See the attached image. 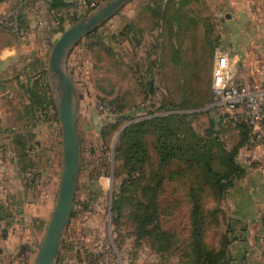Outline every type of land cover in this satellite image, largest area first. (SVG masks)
Returning a JSON list of instances; mask_svg holds the SVG:
<instances>
[{
    "label": "rangeland",
    "instance_id": "374dc122",
    "mask_svg": "<svg viewBox=\"0 0 264 264\" xmlns=\"http://www.w3.org/2000/svg\"><path fill=\"white\" fill-rule=\"evenodd\" d=\"M107 1H99V7ZM159 1L132 0L85 37L68 58L66 70L74 79L80 101V172L72 218L57 258L59 264H188L190 261L187 254L193 249L195 222L191 172L177 161L161 165L155 140L149 138L147 160L136 175L132 174V180L129 177L132 171L120 152L121 138L127 127L138 121L173 114L189 115L194 130L204 134L218 111L214 108L217 101L207 55L200 56L197 51L207 53L211 41L222 30L213 27L207 14L213 2L188 0L183 6L188 29L184 33L179 29L175 32L174 49L179 57L170 61L168 42L164 40L165 55L153 64L150 9L163 6ZM165 1L176 7L175 0ZM87 13L64 26L58 39L93 12ZM231 30L236 33L235 26L222 33L226 35ZM198 36L201 39L195 40ZM52 48L41 73L27 76L14 71L13 79L4 82L15 90L14 96L0 101L1 110H13L0 120V170L13 166L22 181L17 191L20 199L13 198V209H9L14 215L12 230L17 261L33 248L31 256L35 263L59 192L60 127L56 138L53 129L45 126L38 128V136L34 132L38 126H33L31 115L25 121L17 118L24 104H30L32 92L41 93L58 114L47 74ZM56 123L60 126L59 119ZM28 134L34 135L29 139L30 157L24 161L11 158L13 149L9 141ZM234 136L231 130L226 133L230 148L237 143ZM23 169L27 173L24 176L19 173ZM246 179L247 176L222 197L216 195L213 186H207L202 195L207 215L203 242L209 251L218 253L225 249L219 264H264V201L256 195L245 199L242 206L236 205L240 202L238 184L247 186ZM4 204L8 206V202ZM225 237L230 242L223 247Z\"/></svg>",
    "mask_w": 264,
    "mask_h": 264
},
{
    "label": "crops",
    "instance_id": "0c3cea01",
    "mask_svg": "<svg viewBox=\"0 0 264 264\" xmlns=\"http://www.w3.org/2000/svg\"><path fill=\"white\" fill-rule=\"evenodd\" d=\"M74 1L75 0H64L67 7L58 11L52 8V0H0V17L16 10L23 19V32L21 35L13 36L5 30L0 31V101L5 99L11 100L14 96L15 90L9 89L6 87V83H4L10 82L8 80L13 79L12 74L14 71L22 72L27 74V76L28 73H34L35 75L36 73H41V68L47 59L48 52L58 40L64 26L86 15V11H77V7L73 4ZM95 1L99 2L101 0ZM181 1L182 0H175L176 7L169 9L168 16L171 22L168 24L160 23L159 19L152 15L153 24L151 28V37L154 50L153 61L157 63H159L160 56L165 55L162 51L164 40L168 42V57H171L173 54L177 35L175 32L178 29L181 30L179 25L173 20L174 13L177 10H180V15L183 16V19H181L183 21V33L184 29L187 28V13L183 9L184 5L180 7ZM206 1L208 4L213 2L212 8H207V14L214 28H220L222 32H225L228 28H232L233 26L236 27V33H232L233 31L231 30L227 32L226 35H223L221 32L215 40L220 42L223 48L230 51L232 62L237 65L239 70L240 79H238V86L250 88L254 84H258L259 87L264 90V24L257 25L253 21L251 17L250 1ZM37 8L43 10V15L47 24L46 27H38L35 11ZM73 12L74 15H72ZM57 23H59L61 27L59 30L56 29ZM237 30L240 31L237 32ZM143 32L144 30L142 34ZM194 39H201V36L195 37ZM211 43L212 45L207 53L199 49L197 54L200 56L207 55L209 69L213 76L215 65L214 50L217 44L215 41H211ZM200 46H202V43ZM194 53L196 55V52ZM29 105L28 103L24 104L23 111L17 114L19 120L25 121L28 118L25 111ZM50 108L51 107H49L46 114L38 112V117L37 119L33 118V122L35 126H38L36 130L38 128L42 129V126L53 129V135L56 138L58 135L57 127H60L59 131L61 136V126L57 125L55 117L53 114H50ZM12 112L13 110L4 112L0 108V120L3 119L5 114H11ZM39 129L34 131L38 136H40V133H38ZM9 145H11L13 149L11 158L19 160V154L17 152V147L13 143V138L11 142L9 141ZM29 152L30 150H28V153ZM239 162L245 167L248 174L244 182L247 186L243 187L242 183L238 184L237 191L239 193L240 202L236 205L242 206L245 199L247 200L256 195L262 197L261 200L264 201V149L256 147L255 145L243 148L239 155ZM18 175L17 170H15L13 166H8L7 170H0V205L3 204L4 200V203L8 202L10 208L13 209L11 205L13 198L16 200L20 199V194L17 193V191L21 188L22 181ZM241 195L243 197H241ZM6 222L8 221L0 225L1 232H3L4 228L8 229L6 238L3 237V233L0 234V245L2 244L0 248V264H20L21 262H24L23 264H35L34 257L31 256L33 248L21 261L20 259L17 261L14 246V233L12 230L14 215L9 221L10 225ZM31 231L34 232V229H31Z\"/></svg>",
    "mask_w": 264,
    "mask_h": 264
},
{
    "label": "trees",
    "instance_id": "16d2710c",
    "mask_svg": "<svg viewBox=\"0 0 264 264\" xmlns=\"http://www.w3.org/2000/svg\"><path fill=\"white\" fill-rule=\"evenodd\" d=\"M186 1L188 0H182L180 7L185 5ZM159 2L163 6L152 7L150 12L155 18L159 19L160 23L168 24L171 22L168 11L172 8V5L165 0H160ZM66 7L67 4L64 3V0H52V8L54 10L59 11ZM174 14L173 20L182 31L183 21L181 19H183V16L180 15V10H177ZM215 42L217 44L216 48L222 46L217 40ZM175 57H179V54L173 49L170 61ZM154 63L157 62L153 61ZM215 100L217 101V99ZM30 101V105L25 111L27 116L33 115L32 118L37 119L38 112L46 114L49 107H51L50 111L52 110L55 119L58 120L55 107L52 103V106H50L47 102L48 100L41 93L32 92ZM215 106L214 108L219 114L216 113V118H212L209 128L203 135H199L194 130L193 122L190 120L189 115L173 114L151 120L138 121L127 127L121 138L120 152L123 154L129 170L132 171L130 172V179H132V174L136 175L139 167L145 164L147 160V140L149 138H154L155 140L154 144L161 165L177 161L184 164L185 170L191 172V181L193 179L194 184H192L193 182L190 184V195L195 204L193 212L195 222L192 230L193 244L191 245L193 249L191 254H187L188 258H190L188 264H219L225 249L218 253L209 251L206 250L203 242L207 215L203 207L202 195L207 186H213L216 190V195L222 197L234 185L244 179L248 172L240 164L239 155L243 148L254 146L252 130L241 121L242 110L231 111L224 106H218L217 104ZM229 130L235 133L234 137L237 138V143L232 148L228 146L225 138ZM32 138H34L33 134L13 137L19 160L24 161L30 157L28 150H31L32 147L29 139L31 140ZM19 173L23 174V176L27 174L25 169L19 170ZM7 205L4 203L0 205V225L5 221H8L6 223L10 225L9 221L13 217L12 211L9 212V209H11L10 205ZM112 209L114 214L116 210L114 204ZM146 223H149V221ZM225 238L223 247H226L230 242L227 237ZM56 264L59 263L56 262Z\"/></svg>",
    "mask_w": 264,
    "mask_h": 264
},
{
    "label": "water",
    "instance_id": "95a60500",
    "mask_svg": "<svg viewBox=\"0 0 264 264\" xmlns=\"http://www.w3.org/2000/svg\"><path fill=\"white\" fill-rule=\"evenodd\" d=\"M132 0H109L65 30L53 45L47 74L53 88L62 138V171L54 210L48 221L35 264H56L63 235L72 218L80 172V101L67 73L68 58L81 41L115 17ZM8 229L4 228L3 237Z\"/></svg>",
    "mask_w": 264,
    "mask_h": 264
},
{
    "label": "built area",
    "instance_id": "2783aa9c",
    "mask_svg": "<svg viewBox=\"0 0 264 264\" xmlns=\"http://www.w3.org/2000/svg\"><path fill=\"white\" fill-rule=\"evenodd\" d=\"M249 1L253 21L257 25H263L264 0ZM73 4L79 12H94L99 8V2L95 0H75ZM35 11L38 27H46L43 10L37 8ZM60 28V24L57 23L56 29ZM1 30H6L11 35H21L23 24L20 13L15 10L0 17ZM238 72L237 65L232 62L230 51L222 46L217 47L212 76V88L217 105L224 106L231 111L242 110L241 121L252 130L254 145L264 149V90L258 84H254L250 88L238 86V79H240Z\"/></svg>",
    "mask_w": 264,
    "mask_h": 264
}]
</instances>
